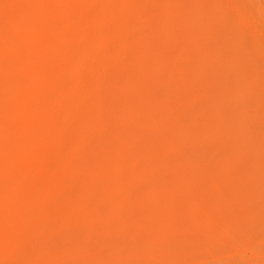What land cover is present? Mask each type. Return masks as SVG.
<instances>
[{
	"label": "rangeland",
	"instance_id": "obj_1",
	"mask_svg": "<svg viewBox=\"0 0 264 264\" xmlns=\"http://www.w3.org/2000/svg\"><path fill=\"white\" fill-rule=\"evenodd\" d=\"M0 264H264V0H0Z\"/></svg>",
	"mask_w": 264,
	"mask_h": 264
},
{
	"label": "bare ground",
	"instance_id": "obj_2",
	"mask_svg": "<svg viewBox=\"0 0 264 264\" xmlns=\"http://www.w3.org/2000/svg\"><path fill=\"white\" fill-rule=\"evenodd\" d=\"M99 19V18H98ZM208 114V113H207ZM203 127H205V126H203ZM155 130V129H154ZM153 130V131H154ZM153 131H151V132H148V140L150 141V142H152V141H154L155 139H156V136L154 135V133H153ZM156 131V130H155ZM154 131V132H155ZM201 138V137H200ZM147 145V144H146ZM152 145V144H151ZM153 146V145H152Z\"/></svg>",
	"mask_w": 264,
	"mask_h": 264
}]
</instances>
